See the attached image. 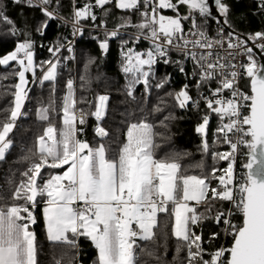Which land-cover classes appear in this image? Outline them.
<instances>
[{
	"label": "snow or ice",
	"instance_id": "6c2138e0",
	"mask_svg": "<svg viewBox=\"0 0 264 264\" xmlns=\"http://www.w3.org/2000/svg\"><path fill=\"white\" fill-rule=\"evenodd\" d=\"M13 2L17 6L40 10L45 17L35 28L40 35L45 34L50 20L68 23L59 15L61 0ZM112 3L113 0H94L77 7L76 0H72L73 35L83 34L81 21L97 20L93 9L100 8L103 15L108 16L111 9L106 6ZM214 3L215 9L224 17L223 24L231 27L229 5L224 0H214ZM114 6L139 12L141 22L132 25L138 30L136 39L143 38L152 43V47L143 53L133 48L122 52V70L126 76H131L126 86L127 95L132 97L139 84L148 95L153 87L165 89L152 109L158 113L169 107V99L173 102L172 107L180 109L199 110L203 103L209 111L204 113L195 129L202 137L201 151L210 153L213 161L229 163L222 170L213 167L203 176L182 174L181 165L175 158L155 157L154 138L158 133L154 132V125L143 120L128 125L126 141L120 142L113 152L103 142L109 137V132L102 126L109 97H96L94 111L77 110V104L84 101L76 99L74 81L69 79L62 101V127L57 128L50 120L49 113L55 104L50 96L48 105L37 110L39 119L48 121V126L37 137L35 150L28 149L30 155L22 157L29 161V166L21 173L23 179L12 191L14 203L0 206V264H38L37 237L30 225L37 222L34 209L41 202L47 239L71 248H78L80 237L90 240L97 251L95 264H142L143 256L161 264V257L154 248L149 249L147 244L141 246L137 241L156 245L158 233L154 230L158 228V214L168 212L169 203L173 205L170 215L174 217L171 235L177 241V256L173 260L184 251L186 256L181 264H264V64L255 58L245 40L238 36L233 38L231 31L225 34L223 27L216 38H209L204 25L197 23V17L206 23L212 15L209 0H115ZM180 6L186 8L184 15L180 14ZM258 7L264 14V0H259ZM165 9H171L175 15L161 14ZM122 20L111 31L101 20L98 27L105 28L104 38L99 40L102 53L108 52L109 40L120 35V28L131 25L130 19ZM183 21L190 22L187 34ZM0 24L7 27L9 34L24 36L13 51L0 57V66L11 68L10 72L0 75V80L9 76L18 78L12 85L14 91L9 107L0 110V161H4L13 146L10 134L17 127V120L25 115L22 109L28 98L26 85L29 83L26 73H32L34 82L38 80L41 85L45 81L52 82L54 93L60 65L57 53L64 45L50 47L48 51L54 59L37 65L31 34L18 28L3 0H0ZM247 39L261 41L256 46L264 51V31L255 32ZM67 51H72L71 46ZM172 52L180 53L181 59H172ZM239 55L246 56L248 62L233 63ZM185 60L192 62L190 73L184 66ZM161 62L175 65L189 78V83L183 84L178 91H167L170 77L166 74L152 85L150 80L156 75L154 65ZM94 63L95 58L89 57L85 70ZM37 67L41 69L40 77L36 76ZM244 76L249 79L248 92L237 86ZM80 80L81 87H85L87 76H81ZM211 84L216 87L211 88ZM193 88L195 96L191 92ZM225 90H228L227 96ZM212 114L219 121L213 144H227L229 151H210L208 125ZM88 116L96 121L94 133L100 138L96 146L78 138L84 132L82 126ZM174 118L169 112L160 121V126L167 128L166 121ZM241 147L247 149L244 153L247 162L243 165L247 172L236 181L234 166ZM65 165L67 168L62 173L45 175L42 171L45 168L63 169ZM195 167L202 169L204 164L200 162ZM220 172L222 174L217 175ZM189 201H195V206H190ZM224 203L231 207H220ZM200 205H205L203 212L198 211ZM236 214L242 217L240 224L233 222ZM204 220L223 225L224 234L231 240L228 247L208 251L202 235L194 231ZM219 235V232H213L208 243ZM143 264L148 262L143 261Z\"/></svg>",
	"mask_w": 264,
	"mask_h": 264
},
{
	"label": "trees",
	"instance_id": "16d2710c",
	"mask_svg": "<svg viewBox=\"0 0 264 264\" xmlns=\"http://www.w3.org/2000/svg\"><path fill=\"white\" fill-rule=\"evenodd\" d=\"M94 2V0H78L79 6L85 3ZM230 7L228 16L229 25H226L231 31L237 34L249 37L255 32L264 31V14L258 7L259 2L256 0H224ZM3 5L7 13L12 17L22 31L31 34V39L34 41V60L38 65L41 60L47 61L53 59L52 54L48 51L50 47L57 44H63L66 41L67 32L60 28L54 20L49 21V27L45 30L44 35H40L35 31L36 26L45 17L36 9L26 6H17L12 0H3ZM59 8L63 17L70 19L72 17L73 4L72 0H61ZM114 4L109 7L113 8L114 12H119L123 16L127 15L131 18L132 25L141 22L139 12L133 10L119 11ZM180 10L186 9L184 6L179 7ZM143 9L141 8V11ZM100 20L95 22L83 20L82 24L89 26L100 23ZM211 28L207 29L213 33L212 28L220 25L216 20L210 18ZM128 28L131 31L138 33L137 28L131 26ZM227 32H229L227 30ZM147 33H145L146 35ZM94 37L96 39H94ZM103 35L86 32L80 41L77 48V57L75 61L66 60V55L57 56L60 60L59 72L55 83V92L51 91L52 82L45 81L43 88H34L30 90L28 98L23 108L25 118H20L17 122V127L10 134L13 140V146L6 154L4 161H0V206L11 205L14 201L11 198L12 191L15 186L23 179L21 173L29 166V161L23 160L22 157L30 155L28 149L35 150L37 137L43 134L44 129L48 126V121H40L37 117V110L41 106H47L50 96L55 100L54 110L50 111L49 116L51 122L57 127H62V101L67 93L66 81L70 76H75L77 86L75 96L78 101L83 99V103L77 104V109H84L86 112L94 111L96 97L99 95H107L108 108L107 114L102 121V126L109 132V137L104 138V143L111 147L113 152L117 149L120 142L126 141L127 127L130 123L145 121L154 125V132L158 133L155 136L154 149L157 159L173 157L181 165V173L185 175L203 176L211 171L213 167L224 169L228 165V161H213L210 153L206 154L201 151V134H198L195 129L200 122L201 117L205 112L209 111L205 105L201 103L200 109H180L172 107V101L169 99V107L163 112L152 111L153 107L158 102V97L164 95L165 89L152 88L151 94L148 95L144 91L142 84L136 86L133 91V96L127 95V80L122 70L123 55L122 52L128 48H134L137 52H146L145 46L137 44L134 38L120 37L116 42H110V47L107 53H102L99 48V40L103 39ZM24 36H13L8 33L7 27L0 24V57H3L15 49L18 41L23 40ZM122 41H127V44H122ZM89 57L95 58V63L90 65L85 70V63ZM15 64V62H10ZM11 68L0 66V75L8 73ZM156 73L155 78L150 80L152 85H155L160 77L169 75L170 81L166 85L167 91H178L186 80L184 76L177 75L176 66L173 64L164 65L158 64L154 67ZM41 73V71H40ZM81 76H87L88 82L85 87H81ZM18 82L15 76H9L6 80H0V110L6 109L12 100L11 93L14 91L12 85ZM245 89H249V80L245 82ZM192 94L193 91L191 90ZM194 95V94H193ZM134 97V98H133ZM169 112L175 117L170 121H166L168 127L160 126V121ZM2 118V112H0ZM87 122L82 127L84 132L79 134L78 138L86 140L90 145L96 146L100 140L94 133L96 121L94 117L88 116ZM218 118L215 114L210 117L208 125V141L210 151L223 152L227 149V144L216 143L215 132L218 126ZM78 127H81L78 125ZM112 153H110L111 155ZM203 162L204 167L197 168L196 164ZM46 169H43L45 171ZM222 172L217 173V175ZM216 183L215 181L213 182ZM21 201H16L20 203ZM173 205L169 203L168 212L161 213L158 216V235L156 237V245L151 242H142L141 246L147 244L149 249H153L161 257V264H181L184 260L186 252L182 251L176 260L173 257L177 256L176 245L177 241L171 235L172 224L174 217L170 215ZM221 207V206H220ZM205 205H200L198 211L203 212ZM34 215L37 222L30 225V230L34 231L38 243V264H95L97 251L91 241L80 237L78 248H71L63 243H50L46 238L45 222L43 218L42 206L37 205ZM242 222V217L237 224ZM198 234L202 235L204 241L209 240L213 232L221 234L220 225L215 224L212 220H204L201 224L195 227ZM167 234L166 236L164 234ZM220 235L218 236L219 239ZM206 258V257H205ZM148 264H156L154 258L147 256L141 257Z\"/></svg>",
	"mask_w": 264,
	"mask_h": 264
},
{
	"label": "built area",
	"instance_id": "2783aa9c",
	"mask_svg": "<svg viewBox=\"0 0 264 264\" xmlns=\"http://www.w3.org/2000/svg\"><path fill=\"white\" fill-rule=\"evenodd\" d=\"M114 1L115 0H113V3L112 4H114ZM76 6L79 7L78 0H76ZM107 6H110V5H107ZM33 9L39 10L37 8H33ZM95 9H100V8H95ZM163 13L175 14L171 9L161 10V14H163ZM59 15L62 16L60 10H59ZM65 19L68 21V23H65L64 21H62L60 19H54V21H56L58 23L59 27L60 28H63V30H65L67 32L66 41L63 43L64 47L60 49V51L57 53V56H60V55L65 54L66 55V58H69V59H66V60L75 61L76 60V57H77V48H78V45H79L80 41L82 40V37L84 36V34L86 32H91L93 34H99V35H103L104 36L105 35V28L98 27V25L100 23L86 26V25L82 24V21H81V26L83 28V34L82 35H80V34L73 35V28H72V24L70 22L71 21V18L70 19L65 18ZM197 23L204 25V28H205V30H206L209 38H216L219 29L221 27H223L221 25H216V26H214L212 28L213 33H210L209 31H207V29L211 28L210 18L209 17L207 18V22L206 23H204V20L202 18L197 17ZM105 24H106V28H107L108 31H111V30L117 28V27H114V26L108 24L107 22H105ZM189 27H190V22L188 21L187 24H185V33L186 34H187V30H188ZM119 32H120V35H118L115 38L110 39L109 40V43L110 42H116L120 37H131V38H134L135 39V42L137 44H141V45L145 46V50L146 51L150 47H152V43H151L150 40H146V39H143V38L137 40L136 39L137 33L131 31L130 29L120 28L119 29ZM224 33L225 34L227 33V30L225 28H224ZM236 36H238L241 40H245L243 37H241L239 35H233V38H235ZM189 38H191V37H189ZM259 43H261V41H258V40L257 41H252V40H250V43L247 42V47H251L252 49L253 48H258L260 50V52L262 53L263 57H264V51H262L259 47L256 46ZM68 46H71V48H72V51L71 52L67 51ZM225 48H227V39L225 40ZM229 51H232V50H229ZM240 51H242V50H240ZM223 54H224V50L222 49L221 50V55H223ZM170 55H171L172 59H174V60H180L181 59V54L180 53L172 52ZM254 55H255V53H254ZM255 58L259 61V59H258V57L256 55H255ZM41 61H43V60H41ZM247 62H248L247 61V58L244 55L237 56L236 57V60L233 61V63H247ZM158 64H163V63L161 62V63H158ZM158 64L154 65V67H156ZM184 66H185L186 70L189 73L193 69V65H192V62L190 60H185ZM40 71H41V69L39 67H37L36 68V76L37 77H40L41 76ZM176 71H177L176 72L177 75L184 76V78L186 80L185 83H189V78H186L185 74L180 73L177 68H176ZM69 79H72L74 81V89H76V86H77V79H76V77L75 76H70L67 79V81ZM246 80H249L246 76L241 77L238 80V85H237L239 87V89L241 91H244V92H247V90L245 89V82H246ZM67 81H66V83H67ZM210 87L211 88H215L216 85L215 84H211ZM34 88L41 89V88H43V85H41L38 80H36L34 82V78H33L32 73H31L30 74V90H32ZM192 91H193V94L195 96L196 90L193 88ZM201 91H205V94H208L207 91H206V89H202ZM224 95L225 96L228 95V90H225ZM22 111H23V109H22ZM20 118H25V116L23 115ZM19 119L17 120V122L19 121ZM77 127H78V125H77ZM229 150H230V148L227 145V149L225 150V152L226 151H229ZM246 152H247V149L244 148V147H241V149L236 154V163H235V166H234V175H235L236 181H239L240 178L246 174V169L243 167V165L247 162L246 156L244 155V153H246ZM220 206L223 207V208L231 207V205H229L227 203H224V204H222ZM35 209H34V213H35ZM160 214L161 213H159L158 216ZM240 218H241V216L239 214H236L233 217V222L237 224L238 223V220ZM220 228H221V234H220L219 239H218V237H216V239L212 240L210 244L208 243L209 240L204 241L205 242L204 243V246L208 249L209 252L214 251L215 249L220 248L221 246L228 247L230 245V243H231L230 238L228 236H226L224 234L223 230H222L223 229V225H220ZM194 231H196V233H197V230L195 228H194ZM142 242L143 241H137V243L140 244V245H141ZM205 257H206V259L208 258L207 256H205Z\"/></svg>",
	"mask_w": 264,
	"mask_h": 264
},
{
	"label": "crops",
	"instance_id": "0c3cea01",
	"mask_svg": "<svg viewBox=\"0 0 264 264\" xmlns=\"http://www.w3.org/2000/svg\"><path fill=\"white\" fill-rule=\"evenodd\" d=\"M256 1H258L259 2V0H256ZM108 8H110L109 6H107ZM116 8V7H115ZM111 9V11H110V13H109V15L108 16H104L103 15V10L102 9H93V11L95 12V14L97 15V19L98 20H104L105 22H107L108 24H110V25H112V26H114V27H117L118 25H120L122 22H123V20H122V18H128V19H130L131 20V18L129 17V16H127V15H125V16H123L121 13H119V12H114L113 11V8L111 7L110 8ZM117 10H119V11H127V10H121V9H118L117 8ZM179 11H180V14L181 15H184L185 13H186V9H184V10H180L179 9ZM164 15H175V14H170V13H163ZM187 22L188 21H183V23H184V25L185 24H187ZM132 26V23H131V25H129V26H126V27H123V28H126V29H128V28H132L131 27ZM30 74L31 73H26V78L28 79V81H29V83L26 85V90H28V94H29V92H30ZM27 100V99H26ZM26 100H25V103H26ZM37 117H38V119H39V116H38V114H37ZM95 119V118H94ZM40 120V119H39ZM40 121H42V120H40ZM66 168H67V165H65L64 166V168L63 169H47V168H45L46 170L45 171H43V173L45 174V175H47L49 172H55V173H62V171H64V170H66ZM39 182V181H38ZM39 199V198H38ZM189 203V205L190 206H195V203L194 202H188ZM41 206H42V210H43V207H44V204L41 202V203H39ZM45 229H46V225H45ZM46 238H47V233H46ZM48 240V239H47ZM49 241V240H48ZM50 243H54V242H51V241H49ZM55 243H59V242H55Z\"/></svg>",
	"mask_w": 264,
	"mask_h": 264
},
{
	"label": "water",
	"instance_id": "95a60500",
	"mask_svg": "<svg viewBox=\"0 0 264 264\" xmlns=\"http://www.w3.org/2000/svg\"><path fill=\"white\" fill-rule=\"evenodd\" d=\"M209 7H210V10L212 11V15L209 16V18L211 19H214L216 20L221 26H223L226 30L228 31H231L227 26L226 24H223V20H224V17L220 15V13L218 12V10L215 9V3H214V0H209ZM233 32V35H239L237 34L236 32L234 31H231ZM241 37H243L248 43H250V40L247 39V37L245 36H242L240 35ZM109 47H110V44H109ZM253 52L255 53V55L258 57L259 61L261 64H264V57L262 55V53L260 52V50L258 48H253ZM247 172V170H246Z\"/></svg>",
	"mask_w": 264,
	"mask_h": 264
},
{
	"label": "rangeland",
	"instance_id": "374dc122",
	"mask_svg": "<svg viewBox=\"0 0 264 264\" xmlns=\"http://www.w3.org/2000/svg\"><path fill=\"white\" fill-rule=\"evenodd\" d=\"M134 49V48H133ZM58 72H59V66H58ZM125 74V73H124ZM125 76H126V74H125ZM131 78V76H130V74L128 75V76H126V80H127V84H128V81H129V79ZM140 85V84H139ZM138 86V85H137ZM223 152H225V150L223 151ZM224 162V161H223ZM189 202H194L195 203V201H189Z\"/></svg>",
	"mask_w": 264,
	"mask_h": 264
}]
</instances>
